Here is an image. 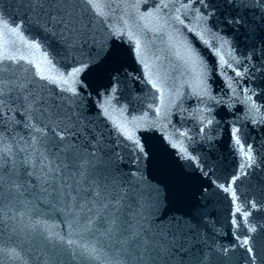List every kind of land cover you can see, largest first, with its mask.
I'll use <instances>...</instances> for the list:
<instances>
[{
	"label": "water",
	"instance_id": "water-1",
	"mask_svg": "<svg viewBox=\"0 0 264 264\" xmlns=\"http://www.w3.org/2000/svg\"><path fill=\"white\" fill-rule=\"evenodd\" d=\"M68 264H264V0H30Z\"/></svg>",
	"mask_w": 264,
	"mask_h": 264
}]
</instances>
